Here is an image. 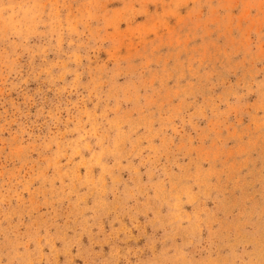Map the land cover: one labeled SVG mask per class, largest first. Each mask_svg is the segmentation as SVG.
I'll return each instance as SVG.
<instances>
[{"label":"rangeland","instance_id":"1","mask_svg":"<svg viewBox=\"0 0 264 264\" xmlns=\"http://www.w3.org/2000/svg\"><path fill=\"white\" fill-rule=\"evenodd\" d=\"M0 264H264V0H0Z\"/></svg>","mask_w":264,"mask_h":264}]
</instances>
